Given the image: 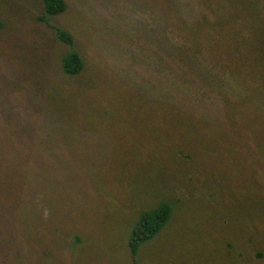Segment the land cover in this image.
Instances as JSON below:
<instances>
[{
	"label": "rangeland",
	"instance_id": "1",
	"mask_svg": "<svg viewBox=\"0 0 264 264\" xmlns=\"http://www.w3.org/2000/svg\"><path fill=\"white\" fill-rule=\"evenodd\" d=\"M61 1L0 0V264H264V0Z\"/></svg>",
	"mask_w": 264,
	"mask_h": 264
},
{
	"label": "trees",
	"instance_id": "2",
	"mask_svg": "<svg viewBox=\"0 0 264 264\" xmlns=\"http://www.w3.org/2000/svg\"><path fill=\"white\" fill-rule=\"evenodd\" d=\"M62 5H63V2L61 0H51V2L49 4V10L50 11H56V10L60 9V7H62ZM224 9L227 11H230V12L234 11L235 5L228 1V2H226ZM223 15H228V13L224 12ZM64 33L60 34L61 40L65 41L67 44H69L70 43V37L68 38V36ZM136 48L139 50V44L136 45ZM161 53L166 54L165 50H162ZM175 54H177V52H175ZM136 56H137V54H135L134 52L131 54V59L133 62L136 61ZM176 63L177 64L174 68L175 72H180V71L184 70L185 68H187V70L191 74H193L194 76L198 72L197 69L194 67V65H192V66L187 65V67H186L183 63H180L177 60H176ZM62 66L64 67L66 72L76 73L82 67V62H81V60L77 54L71 53L70 55L66 56L65 59L62 61ZM205 98H206V96L204 97V99ZM163 219L164 218L162 217V214H160L158 212H156L154 214L153 221H152V219H147L146 217H144L142 220H140L135 225V227L132 231L131 241L134 242V244H137L141 241L148 239L156 231L157 227L159 226V224L162 223Z\"/></svg>",
	"mask_w": 264,
	"mask_h": 264
}]
</instances>
